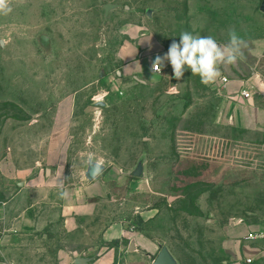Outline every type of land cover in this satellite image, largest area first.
<instances>
[{
    "label": "rangeland",
    "instance_id": "obj_1",
    "mask_svg": "<svg viewBox=\"0 0 264 264\" xmlns=\"http://www.w3.org/2000/svg\"><path fill=\"white\" fill-rule=\"evenodd\" d=\"M261 2L11 0L0 15V150L28 178L0 176V264H154L160 247L147 258L128 250L132 239L168 246L179 264H264V238L246 239L264 233V130L225 118L218 81L206 86L190 69L177 80L167 61L150 69L183 31L225 44L234 28L248 47L221 72L264 76ZM60 110L64 188L108 190L70 216L48 183L51 166L37 167ZM91 158L105 167L93 181ZM117 221L127 236L106 242Z\"/></svg>",
    "mask_w": 264,
    "mask_h": 264
},
{
    "label": "crops",
    "instance_id": "obj_2",
    "mask_svg": "<svg viewBox=\"0 0 264 264\" xmlns=\"http://www.w3.org/2000/svg\"><path fill=\"white\" fill-rule=\"evenodd\" d=\"M141 63L138 64L140 70L146 71L147 68L149 69L148 64L145 61ZM150 69L152 70V67H150ZM254 74L255 73H251L245 78L234 77V75H232V77H228L229 81L226 84H224L221 79H218L217 81L221 83L219 89L225 105V118L231 124H234L241 129L264 130V95L260 92L254 93L250 98H245L242 95L243 91H248L251 88L258 89V86L264 90V76ZM223 75L224 73L222 72V76ZM259 77H261L262 80H260ZM68 119V112H61L60 110L57 114L55 123H53V134L51 138H49V148L46 151V155L42 161L37 162V167H39V165L43 166V164H49L51 166V176L49 177L48 183L52 186H55L60 180H63V182L65 180L66 172L64 169L67 157L65 148L67 142ZM30 173H32V169H30ZM0 176L8 181H20L21 185L25 184L24 180L28 178L23 168L19 165L16 156H13V154H3L1 150ZM40 183L43 185L47 184L46 181H41ZM65 189L70 193V197L63 201V207L68 216L77 210L82 212L91 198H103L108 193L106 184L94 182L92 184H86L83 182L74 187H66ZM103 236L106 242L126 237V226L118 221L111 223L105 229ZM131 242L135 243L136 250L130 251L129 248L128 250L130 252L139 253L147 258L152 257L155 249L160 247V245L150 239L143 243L141 249L138 248L135 239H132ZM89 264L95 263L91 261Z\"/></svg>",
    "mask_w": 264,
    "mask_h": 264
},
{
    "label": "clouds",
    "instance_id": "obj_3",
    "mask_svg": "<svg viewBox=\"0 0 264 264\" xmlns=\"http://www.w3.org/2000/svg\"><path fill=\"white\" fill-rule=\"evenodd\" d=\"M12 12L11 0H0V15ZM248 47L247 41L240 36L234 28L228 31V42L218 43L212 36L194 35L183 31L179 41L173 40L168 51L157 55L152 64L153 73L161 72L167 61L170 63L175 79L180 80L186 69L192 75L199 76L201 83L208 86L222 78L221 66L235 65L244 59V49ZM61 199L70 197L69 191L64 188L63 180L55 185Z\"/></svg>",
    "mask_w": 264,
    "mask_h": 264
},
{
    "label": "water",
    "instance_id": "obj_4",
    "mask_svg": "<svg viewBox=\"0 0 264 264\" xmlns=\"http://www.w3.org/2000/svg\"><path fill=\"white\" fill-rule=\"evenodd\" d=\"M115 5L112 4H106L105 10L108 12L110 9L114 8ZM260 10L264 12V0L261 2ZM149 15H151V10H148L147 12ZM260 80H262L261 77H259ZM105 170V167L103 164L99 162L93 161V159H90L88 170L86 171V177L89 180H94L97 177H99ZM145 174V165L143 162H140L133 172V175L135 177H143ZM129 250L134 251L136 250L135 243L131 242L129 245ZM91 257H76L74 260L75 264H89L91 262ZM154 264H179V261L174 256V254L171 252L168 246L166 245H160V251L157 254V256L154 258Z\"/></svg>",
    "mask_w": 264,
    "mask_h": 264
},
{
    "label": "built area",
    "instance_id": "obj_5",
    "mask_svg": "<svg viewBox=\"0 0 264 264\" xmlns=\"http://www.w3.org/2000/svg\"><path fill=\"white\" fill-rule=\"evenodd\" d=\"M161 72H162V70H161ZM156 73H160V72H156ZM221 81H222L224 84H226V83L229 81V78H228L226 75H223L222 78H221ZM258 92H260L261 94L264 95V90H263V88H260L259 86H258V89H256V88H251V89L248 90V91H243V92H242V95H243V97H245V98H250V97L253 96L254 93H258ZM1 234H2V233H0V247H1V245H2V235H1ZM246 238L249 239V240L262 239V238H264V233H263V232H258V233L250 232V233L246 236ZM247 262H248V263H252L253 260H252L251 258H249V259H247Z\"/></svg>",
    "mask_w": 264,
    "mask_h": 264
}]
</instances>
